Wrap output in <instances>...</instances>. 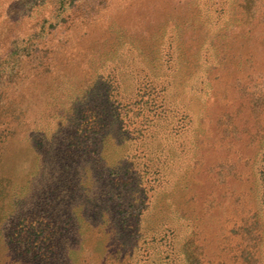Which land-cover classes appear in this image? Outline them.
<instances>
[{
    "label": "rangeland",
    "instance_id": "obj_1",
    "mask_svg": "<svg viewBox=\"0 0 264 264\" xmlns=\"http://www.w3.org/2000/svg\"><path fill=\"white\" fill-rule=\"evenodd\" d=\"M88 124L112 171L68 188ZM244 227L263 251L264 0H0V264H189Z\"/></svg>",
    "mask_w": 264,
    "mask_h": 264
},
{
    "label": "trees",
    "instance_id": "obj_2",
    "mask_svg": "<svg viewBox=\"0 0 264 264\" xmlns=\"http://www.w3.org/2000/svg\"><path fill=\"white\" fill-rule=\"evenodd\" d=\"M71 128L72 131L69 133L71 136L58 143L54 157L58 172L62 174L63 183H69L67 187L73 189L74 176L76 175L78 166L84 161V156L92 153L89 157L93 159L97 170L91 179L95 178L96 180L99 179V172L106 173L109 172V169L110 172L112 171L113 166H110L109 163H111L113 158L106 156L107 150L104 147L105 140L109 138L104 133L107 127L103 126L97 129L95 126L88 124L85 127L72 125ZM65 142H70L71 144L66 147L64 146ZM243 233L245 234V239L248 241V248H241L237 255L233 256L229 250L224 248L221 251L218 250V252H210L208 254H190L185 260L189 264H227L230 260L235 262L234 259L237 258L240 264H260L258 262L260 256H264V250H261L262 243H260L261 240L258 238L255 228L244 227ZM220 241H223V238ZM226 244H228V241H226Z\"/></svg>",
    "mask_w": 264,
    "mask_h": 264
}]
</instances>
